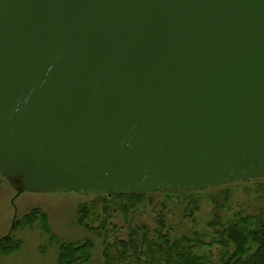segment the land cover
I'll use <instances>...</instances> for the list:
<instances>
[{"label":"water","instance_id":"1","mask_svg":"<svg viewBox=\"0 0 264 264\" xmlns=\"http://www.w3.org/2000/svg\"><path fill=\"white\" fill-rule=\"evenodd\" d=\"M0 175L16 194L264 178V0H0Z\"/></svg>","mask_w":264,"mask_h":264},{"label":"trees","instance_id":"2","mask_svg":"<svg viewBox=\"0 0 264 264\" xmlns=\"http://www.w3.org/2000/svg\"><path fill=\"white\" fill-rule=\"evenodd\" d=\"M233 184L235 183L220 185L223 190L220 191L219 198L217 195L211 196L214 208L206 223L207 230L186 229L177 233L167 223L164 201L173 196L183 198L187 202L184 216L193 219L194 211L199 209L197 199L203 191H162L143 195L96 193L104 194V202H113L125 216L146 197L152 201L149 196L158 194L163 200L160 208L155 210L154 227L146 224L129 226L125 239L116 238L113 243L103 241V264H264V210H239L231 216L226 215L225 204ZM260 188L264 192V187ZM91 205L93 210L95 205ZM89 207L88 203L79 204L77 223L102 237L106 224L103 221V226L95 227L90 219L94 216L96 220L98 216ZM36 225L47 236V240L40 244V252L44 254L49 247H55L54 258L49 264H92L94 241L89 237L78 240L57 237L49 227L47 214L38 207L29 209L22 217H16L10 232L0 239V264L3 256L11 255L21 248L23 241L16 236L17 233ZM212 246L218 247L215 257L211 251H205Z\"/></svg>","mask_w":264,"mask_h":264},{"label":"rangeland","instance_id":"3","mask_svg":"<svg viewBox=\"0 0 264 264\" xmlns=\"http://www.w3.org/2000/svg\"><path fill=\"white\" fill-rule=\"evenodd\" d=\"M234 183L231 186L228 202L225 204L227 207L224 210L226 215L231 216L239 210L246 212L264 210V192L260 188L264 187V178L242 181L239 184ZM221 190H223V187L219 186L200 190L203 192L197 199L199 209L194 211L193 219L184 216V207L187 202L183 201V198L173 196L164 201L167 223L174 227L175 233L186 229L207 230L206 223L210 219L214 208L211 196H218ZM149 197H152V201L146 197L125 216L113 202L109 204L104 202V194H77L59 191L16 194L0 175V239L10 232L12 222L16 217H22L29 209L38 207L47 214L49 227L57 237L65 240L91 238L95 244L92 264H103L101 258L103 241L113 243L116 238L125 239L129 226L146 224L151 228L154 227L155 210L160 208V203L163 200L161 195L158 194ZM81 203H88L90 205L89 210L98 216L96 220L94 216L90 219L95 227L103 226L101 223L105 222L102 237L78 225V206ZM91 203L95 205L93 210ZM16 236L22 239V246L11 255L3 256L1 259L2 264H49L53 260L55 247H49L44 254L39 250L40 244L47 240V236L38 225L32 229H24ZM206 241L209 242L208 238H206ZM205 251L207 253L211 251V254L215 257L218 247L212 246L211 249L208 248Z\"/></svg>","mask_w":264,"mask_h":264}]
</instances>
